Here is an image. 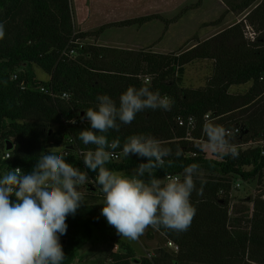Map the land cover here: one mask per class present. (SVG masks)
Returning a JSON list of instances; mask_svg holds the SVG:
<instances>
[{
    "label": "trees",
    "instance_id": "trees-1",
    "mask_svg": "<svg viewBox=\"0 0 264 264\" xmlns=\"http://www.w3.org/2000/svg\"><path fill=\"white\" fill-rule=\"evenodd\" d=\"M8 1L12 2L10 12L0 22L5 32L0 39V174L16 167L24 173L31 172L44 145L55 140L66 162L90 177L85 184L89 196L102 202L96 173L85 167L80 156L82 151L95 147L84 145L78 138L79 131L90 127L82 119L84 111L95 107L97 95H109L118 106L119 96L128 86H147L170 98L171 110L145 109L130 124H121L118 131L104 134L109 142L119 138L121 144L115 149L118 156L105 166L130 176L146 159L122 156V147L127 137L143 134L155 137L172 150L164 158L163 167L156 170L157 178L183 176V169L191 164L217 168L221 178L194 179L203 195H197L195 190L191 194L196 213L187 231L156 230L165 242L170 239L178 245L177 252L161 245L153 255L137 259L131 245L121 242L109 264H264V191L250 199L252 207H245L247 226L240 227V217H230L228 179L232 174L243 180H260L264 175V0L253 7L257 0H222L228 10L237 14L249 10L242 20L213 36L196 40L186 50L169 53L86 43L79 47L74 40L84 33L75 36L69 26H64L70 22L67 0ZM8 1L0 0V6ZM154 18L171 22L154 14L125 23ZM245 23L258 32L255 41L245 38ZM198 59L212 60L211 74L202 86H183L185 65ZM21 64H26V70L19 69ZM33 65L48 73L49 79H38ZM8 68L13 71L11 75L7 74ZM246 83L250 85L244 93L229 91L232 85ZM206 114L209 118H205ZM189 116L194 118L193 128L178 125V117L186 123ZM208 119L225 128L239 127L231 139L238 156L206 157L201 141L202 125ZM52 126L56 131H51ZM6 140L13 143L8 158L3 157ZM178 149L182 152L179 157L175 155ZM219 192L223 195L219 196ZM97 208L92 203L81 205L75 215L67 218L66 234L60 237L65 254L61 264H73L78 247L93 237L99 224ZM150 231L155 232L152 228Z\"/></svg>",
    "mask_w": 264,
    "mask_h": 264
},
{
    "label": "clouds",
    "instance_id": "clouds-1",
    "mask_svg": "<svg viewBox=\"0 0 264 264\" xmlns=\"http://www.w3.org/2000/svg\"><path fill=\"white\" fill-rule=\"evenodd\" d=\"M4 34L0 23V39ZM96 101L95 107L84 111L82 119L90 127L79 131L78 138L86 146H95L80 156L85 167L96 173L95 183L103 197L101 215L120 237L133 241L149 227L187 231L196 213L191 194L195 190L203 195L194 182L198 164L186 166L183 176L157 178L156 170L172 150L151 135L135 134L126 138L121 155H136L146 162L138 163L130 176L105 166L121 144L119 138L109 142L104 134L130 124L145 109L169 111L173 101L147 86H128L118 106L107 94L97 95ZM202 133L204 149L238 156L231 130L208 119ZM181 154L179 149L175 153ZM88 180L87 173L66 162L57 148L42 153L29 173L15 168L0 174V264H61L65 254L60 237L66 234L67 218L83 204L84 193L78 186Z\"/></svg>",
    "mask_w": 264,
    "mask_h": 264
},
{
    "label": "rangeland",
    "instance_id": "rangeland-1",
    "mask_svg": "<svg viewBox=\"0 0 264 264\" xmlns=\"http://www.w3.org/2000/svg\"><path fill=\"white\" fill-rule=\"evenodd\" d=\"M67 2L70 22L64 26H69L75 36L84 33L80 37L84 44L150 50L157 53L186 50L197 41H203L242 20L249 10L237 14L228 10L222 0H67ZM11 6V1L0 6V22L7 18ZM154 14H159L171 22L165 23L160 18H154L147 22L125 23L129 19ZM212 63V60L198 59L186 64L182 75L183 86L204 85L211 74ZM26 68V64L19 66V69ZM33 69L38 79L43 81L49 79V74L40 67L33 65ZM12 72L11 68L7 69L8 75ZM249 85L250 83L232 85L229 91L244 93ZM51 131H56V127L52 126ZM58 144L55 140L45 144L42 148L43 153L47 154L50 148H57L60 151ZM204 150L206 157H216L207 149ZM211 176L221 178V172L217 168L210 170L208 167H202L194 175V179L203 180ZM228 179L231 182L230 217H240L239 226L246 228L245 207L251 208L250 199L264 191V175L260 180L257 177L243 180L236 174L230 175ZM237 183L239 185L236 186ZM78 190L84 193L82 206L90 203L97 205L99 224L94 228L93 237L78 247L77 258L73 264H109L111 254L117 251L116 246L121 245V242L131 245L137 259L153 255L155 248L166 245L164 237L156 230L152 233L151 227L135 241L120 237L101 215L100 200L89 196L90 192L85 184L78 186ZM221 195L223 193L219 192V196Z\"/></svg>",
    "mask_w": 264,
    "mask_h": 264
},
{
    "label": "built area",
    "instance_id": "built-area-1",
    "mask_svg": "<svg viewBox=\"0 0 264 264\" xmlns=\"http://www.w3.org/2000/svg\"><path fill=\"white\" fill-rule=\"evenodd\" d=\"M244 36H245V38L248 39L249 41H255V40H256V37L258 36V32L255 31L254 28H253L250 24L245 23V27H244ZM74 43H75V44H78L79 47H82V46L84 45V43L80 40V38L75 39V40H74ZM262 78L264 79V76H262ZM145 80H147V78H146ZM62 95H63V96H67L66 93H63ZM205 118H209V114H206V115H205ZM176 121H177L178 125H186L187 127H191V128L194 127V118H193L192 116H189V117L187 118V122H186V123H185V120H184L182 117H178V118L176 119ZM226 129L231 130L233 134L239 132V130H240L239 127H229V128H226ZM187 135H189V131H188ZM251 143H253V142H250L249 144H251ZM246 144H248V143H246ZM240 145H241V144H240ZM114 152H115V155H114L112 158H116V157L118 156V151H117V150H114ZM3 157H4V158H8V157H10V152H9V150H6V151H5ZM16 168H18V167H16ZM169 175H170V174H168V175H166V176H169ZM166 176H165V177H166ZM171 176H176V175H171ZM88 178H89V180H88L85 184H87V183L90 181V177H88ZM237 185H239V184L237 183L236 186H237ZM263 197H264V195H263ZM166 246H167L172 252H174V253L177 252L178 249H179L178 245H177L174 241H172V240H170V239L166 241ZM116 248H117V246H116Z\"/></svg>",
    "mask_w": 264,
    "mask_h": 264
},
{
    "label": "water",
    "instance_id": "water-1",
    "mask_svg": "<svg viewBox=\"0 0 264 264\" xmlns=\"http://www.w3.org/2000/svg\"><path fill=\"white\" fill-rule=\"evenodd\" d=\"M13 148V143L11 140H6L5 142V149L6 150H11Z\"/></svg>",
    "mask_w": 264,
    "mask_h": 264
},
{
    "label": "crops",
    "instance_id": "crops-1",
    "mask_svg": "<svg viewBox=\"0 0 264 264\" xmlns=\"http://www.w3.org/2000/svg\"><path fill=\"white\" fill-rule=\"evenodd\" d=\"M239 184V183H238ZM154 230V229H153ZM155 231V230H154ZM155 233V232H154Z\"/></svg>",
    "mask_w": 264,
    "mask_h": 264
}]
</instances>
